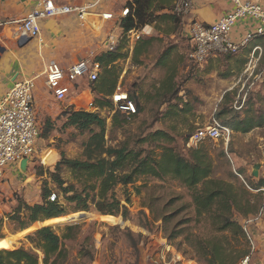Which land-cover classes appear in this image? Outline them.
I'll return each instance as SVG.
<instances>
[{"label": "rangeland", "instance_id": "obj_1", "mask_svg": "<svg viewBox=\"0 0 264 264\" xmlns=\"http://www.w3.org/2000/svg\"><path fill=\"white\" fill-rule=\"evenodd\" d=\"M142 10L137 9L136 5L133 17L146 15ZM126 17L120 16L118 23ZM153 19L155 17H143V22L135 30L139 31ZM121 42L124 43L122 53L127 56L113 66L114 76L118 77L117 87L121 85L140 112L135 117H129L122 111L129 118L122 126L116 127L112 122V108L100 110L96 107L98 100L105 101L104 96L99 94L103 78L107 75L104 70H101L96 83L87 78L76 82L67 98L61 102L53 100L45 84L43 100H37L41 134L36 143L37 153L32 167L28 173H23L25 175L20 174L11 189L2 194L5 197L0 199V233L3 236L0 238V250L33 249L29 237L39 228L52 227L57 235L64 237L66 228L73 226L76 227L73 232L76 237L63 240L68 251V259L64 264H208L207 258L199 250V243L214 236L210 222L204 217L200 220L196 218L190 193L171 178L161 180L152 176L141 177L127 187L117 186L105 199L96 196L98 191L92 192L87 201L88 211L74 213L83 200L71 203L68 197L74 196V192L67 193L66 190L73 188L79 192L84 184L62 161L64 158L86 160L85 145L93 134L100 133V128L96 125L87 129L72 126L69 116L64 114L66 112L98 113L105 119L106 148L119 149L129 144L131 149H143L156 158L160 157L163 147H171L187 157L185 140L217 121L230 129V138L205 140L196 148L202 149L211 160L213 178L239 187L245 180L240 172L253 175L258 171L259 175L264 171V127L256 129L252 135H245L233 132L227 124L231 123L234 111L243 117V111L250 104L254 105V109L264 108V83L246 93L242 87L243 79L240 87L235 88L237 90H232L221 99L218 96L221 87L213 89L206 79L194 78L195 81L187 87V75L182 72L183 65L179 64L176 55H170L167 59L169 52L165 50L170 47V42L166 43L162 39L152 45L154 54L148 60L151 65L156 62V71L149 72L141 67L144 65L142 55L137 59L134 53L131 55L127 36ZM102 45L100 42L94 43L92 60L107 51L106 48H98ZM168 74L172 77H168ZM170 78H174V85ZM108 99L113 103L114 110L124 104L123 101L116 104L113 95ZM91 103L93 108L89 107ZM159 131L168 134L170 139L153 140L151 136ZM47 155L55 156V161L46 164ZM7 169L15 170L16 167L9 166ZM259 178L260 175L256 180ZM47 191L52 192V200L58 196L61 208L70 214L36 223L20 231L24 224L29 223L28 213L23 210L20 216L12 220L13 211L21 202L31 206L42 204ZM262 207L257 215L235 216L252 238L257 236L261 239L257 240L258 243L264 241L263 225L259 227L264 222V215L262 221L254 219L259 217ZM109 210L116 217L107 215L106 211ZM246 220L254 221L244 226ZM171 236L175 238L171 239ZM254 243L256 251L251 255L249 264H264V258L257 248L259 245Z\"/></svg>", "mask_w": 264, "mask_h": 264}, {"label": "trees", "instance_id": "obj_2", "mask_svg": "<svg viewBox=\"0 0 264 264\" xmlns=\"http://www.w3.org/2000/svg\"><path fill=\"white\" fill-rule=\"evenodd\" d=\"M135 12L137 13V10ZM133 14L121 22L120 26L125 36L143 22V17H133ZM139 44L140 46L142 44L140 49ZM123 45L124 43L120 42L116 49L103 53L95 59V62L99 63L102 70L107 73L99 89V94L104 96L105 101L98 100L96 107L100 110L112 108L114 111L112 122L116 127L122 126L129 117H135V114L140 112L139 108H136L135 114L126 117L121 109L114 110L113 103L108 99L117 88L118 77L114 76L116 73L113 66L118 60L127 56L122 53ZM145 46H148L147 40L142 39L138 42L134 51L136 59L142 54ZM64 114L69 116V123L72 126L87 129L96 125L100 128V133L93 134L85 145L86 160L64 158L62 161L84 184L79 192L73 188L66 190L67 193L74 192V196L68 197L71 203L83 200V204H80L74 213L88 211L87 201L92 192L98 191L96 196L105 199L117 186L127 187L141 177L152 176L161 180L171 178L178 181L190 193L196 218L200 220L204 217L210 222L214 236L199 243V250L207 258L208 264H241L250 254L247 235L235 216L248 217L258 214L264 205V178L256 180L257 178L253 175L240 172L239 174L244 175L245 180L239 187L234 183L213 178V165L208 155L202 149L189 147V139L185 140L188 147L187 157L171 147H163L158 158L143 149L135 151L129 144H124L119 149H108L104 137L106 121L98 113L73 111ZM231 120V123L227 124L233 131L247 134L255 128L264 126V108L254 109V105L250 104L249 108L243 111V117L234 111ZM151 138L155 141L170 139L169 135L163 131L154 133ZM142 153L146 155L143 156ZM51 195L52 192L47 191L44 202L39 205L31 206L23 202L18 205L13 211L12 220L20 216L23 210L28 213L29 218V223L24 224L20 231L36 223L70 214L61 208L58 196L52 200ZM106 214L116 215L112 210L106 211ZM75 229L76 227L73 226L67 227L66 235L60 237L52 227L39 228L29 237L31 244L34 245L33 249L0 250V264H64L68 259V251L63 240L75 238L73 233ZM0 238H3L1 234ZM170 238L174 239L175 236Z\"/></svg>", "mask_w": 264, "mask_h": 264}, {"label": "crops", "instance_id": "obj_3", "mask_svg": "<svg viewBox=\"0 0 264 264\" xmlns=\"http://www.w3.org/2000/svg\"><path fill=\"white\" fill-rule=\"evenodd\" d=\"M38 1L0 0V20L5 23L0 27V49L3 50L0 52V99L17 81L37 78L35 91V106L37 108L39 107L38 98L43 100L42 92L46 84L44 71L49 62L55 61L62 69L68 71L83 60H92V54L95 53L94 43H103L98 48H106L107 51L103 53H107L116 49L121 40L126 37L120 26L122 21L118 23L119 17L122 16V10L120 11L122 5L116 0H56L58 4L62 5L93 6L89 10V14L103 17L111 14L113 18L104 19L101 28L97 31L93 29L92 25L80 21L76 13L43 19L40 22L42 41L33 39L21 43L17 36L19 27L17 22L26 17ZM137 1V9L141 11L143 8L142 12L146 14L143 17H155L153 21L143 25L139 31L132 30L140 36L141 40L148 41V46L143 47L142 54L139 55V57L142 55L141 61H144V65L141 67H145L146 72L156 71L154 67L156 62L151 65L148 59H151L154 54L152 45L163 39L166 43H171L170 47L165 50L169 52L167 59L170 55H176L179 64L183 65L182 72L188 78L187 87L195 81L194 78L206 79L211 87H214L213 89H216L217 86L221 87L222 90L218 96L223 99L232 90H237L235 88L240 87L243 79L242 87L246 93L253 90V87L264 83V36H254L247 40L248 36L253 34L259 26V22L253 18L240 20L231 33L232 42L235 44L245 43L237 54H214L203 67L190 66L187 55L191 49L189 32L192 22L196 20L205 25L217 23L221 18L234 11V4L229 0H194L193 11L189 16H179L173 13L176 0ZM243 1L257 3L264 7V0ZM139 40L132 34L127 35L131 55H133ZM112 44H114L113 50H111ZM140 48H142V44L141 46L139 44ZM168 77H172V75L168 74ZM170 80L174 85V78H170ZM119 93H125L121 89V85L116 88L113 97ZM53 100L57 101L55 98ZM256 129L260 128H255L245 135H252ZM14 167H16L15 170L8 169L0 183V199L5 197L2 194L11 189L12 183L20 174L25 175L23 174L25 172L21 171V167ZM31 167L32 164L28 165L27 173ZM259 175L260 178H264V171ZM0 209H2L1 206ZM262 225L264 228L263 221L259 227ZM257 240L261 239L254 236V242L259 245L257 248L264 258V241L258 243Z\"/></svg>", "mask_w": 264, "mask_h": 264}, {"label": "built area", "instance_id": "obj_4", "mask_svg": "<svg viewBox=\"0 0 264 264\" xmlns=\"http://www.w3.org/2000/svg\"><path fill=\"white\" fill-rule=\"evenodd\" d=\"M122 5V16L126 17L134 12L136 0H116ZM234 4V11L221 18L213 25H205L194 20L190 28L191 49L187 58L194 67H203L208 63L214 54H237L245 43L235 44L231 40V33L236 24L245 18H253L259 22L256 31L249 35L247 40L254 36H264V7L257 3L245 2L243 0H229ZM93 6H72L58 4L56 0H39L32 11L23 19L17 22L20 42L37 39L40 42L41 26L43 19L53 18L62 15L76 13L80 21L84 22L85 15ZM194 7V0H176L173 12L179 16L191 15ZM111 14L104 15V19H112ZM5 23L0 20V27ZM128 34L134 35L137 40L140 36L134 31ZM112 44L111 50L114 49ZM101 66L94 60L86 59L68 71L55 61L46 65V84L51 95L57 101H64L70 93L73 85L79 80L87 78L90 82L98 81ZM37 88V78L17 81L8 92L0 99V183L3 181L9 166H18L24 160H28V165L32 164L36 151V143L40 138L41 129L38 123L35 106V91ZM126 93H119L113 97V101L127 115L136 113L133 102L128 101ZM90 104V108H93ZM231 131L228 127L215 121L214 124L200 129L189 139V147L198 148L205 141L228 140ZM264 215V205L259 217L254 220H261ZM253 220V221H254ZM251 221V222H253ZM246 221L244 226L251 223ZM246 229V228H245ZM250 245L251 252L244 258L241 264H249L251 255L256 251L254 238L245 230Z\"/></svg>", "mask_w": 264, "mask_h": 264}, {"label": "water", "instance_id": "obj_5", "mask_svg": "<svg viewBox=\"0 0 264 264\" xmlns=\"http://www.w3.org/2000/svg\"><path fill=\"white\" fill-rule=\"evenodd\" d=\"M21 1H26V0H21ZM104 20V17L103 16H101V15H99V16H93L92 14H86L85 15V18H84V21L86 22V23H88V24H90V25H92V27H93V29L94 30H99L100 28H101V26H102V21ZM0 52H3V50L2 49H0ZM51 158L53 159V162L55 161V156H51ZM20 167H21V171H23V172H26L27 171V168H28V160H24L22 163H21V165H20ZM256 168H258V167H256ZM253 176L254 177H256V178H258V171H256V172H254L253 173Z\"/></svg>", "mask_w": 264, "mask_h": 264}, {"label": "bare ground", "instance_id": "obj_6", "mask_svg": "<svg viewBox=\"0 0 264 264\" xmlns=\"http://www.w3.org/2000/svg\"><path fill=\"white\" fill-rule=\"evenodd\" d=\"M45 163H46V164H51V163H53V159L51 158L50 155H47V157L45 158Z\"/></svg>", "mask_w": 264, "mask_h": 264}]
</instances>
